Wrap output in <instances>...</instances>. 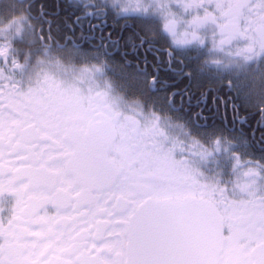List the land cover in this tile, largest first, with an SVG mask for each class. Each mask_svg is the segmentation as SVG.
<instances>
[{
	"label": "snow or ice",
	"instance_id": "obj_1",
	"mask_svg": "<svg viewBox=\"0 0 264 264\" xmlns=\"http://www.w3.org/2000/svg\"><path fill=\"white\" fill-rule=\"evenodd\" d=\"M65 7L70 25L0 0V264H264V0ZM109 20L141 48L162 37L180 77L226 87L213 103L234 119L258 113L259 157L180 90L158 104L109 76Z\"/></svg>",
	"mask_w": 264,
	"mask_h": 264
},
{
	"label": "flooded vegetation",
	"instance_id": "obj_2",
	"mask_svg": "<svg viewBox=\"0 0 264 264\" xmlns=\"http://www.w3.org/2000/svg\"><path fill=\"white\" fill-rule=\"evenodd\" d=\"M69 2L70 0H38V3L43 4V15L51 16L54 22L68 25H70V16L66 14L65 5ZM104 31L105 35L112 32L113 39L122 37L120 46L112 49L114 59L111 68L107 71L109 76L114 77L122 86L133 92L141 93L147 99L158 104L165 102L169 90L173 92L180 90L186 111L190 110L189 114L200 113L202 119L198 123L208 126H223L228 130L235 128L238 132L247 134L252 141V146L249 149L252 158L259 157L260 145L257 143L259 132L255 137H251L248 122H251V126H255L261 120L258 113L248 114V120L234 119L230 106L227 112L223 106L218 108L217 104L213 103V97L230 95L228 89L203 77L196 76L193 79L180 77L178 66L175 64L169 66L167 63L164 49L168 45L159 35H155L154 38L150 36L145 41V47L141 48V40L135 33H140L141 36L144 33L140 32V29L131 22L125 24L120 21L117 24L113 20H109ZM156 49H160L158 58ZM145 52H147L146 55ZM152 76L157 78V82L150 85L148 81ZM176 100L180 102V96H177ZM240 116L244 117L245 113L241 112ZM203 117L207 119L205 120Z\"/></svg>",
	"mask_w": 264,
	"mask_h": 264
}]
</instances>
